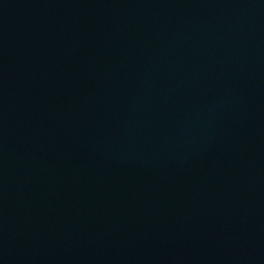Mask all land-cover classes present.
<instances>
[{"label":"water","instance_id":"95a60500","mask_svg":"<svg viewBox=\"0 0 264 264\" xmlns=\"http://www.w3.org/2000/svg\"><path fill=\"white\" fill-rule=\"evenodd\" d=\"M0 264H264V0H0Z\"/></svg>","mask_w":264,"mask_h":264}]
</instances>
